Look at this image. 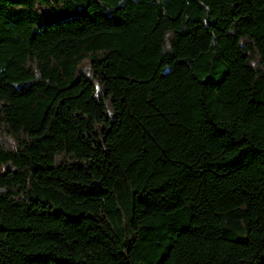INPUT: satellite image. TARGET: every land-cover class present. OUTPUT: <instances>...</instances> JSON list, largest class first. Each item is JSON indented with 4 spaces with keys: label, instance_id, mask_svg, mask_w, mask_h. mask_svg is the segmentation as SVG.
<instances>
[{
    "label": "trees",
    "instance_id": "16d2710c",
    "mask_svg": "<svg viewBox=\"0 0 264 264\" xmlns=\"http://www.w3.org/2000/svg\"><path fill=\"white\" fill-rule=\"evenodd\" d=\"M0 264H264V0H0Z\"/></svg>",
    "mask_w": 264,
    "mask_h": 264
}]
</instances>
